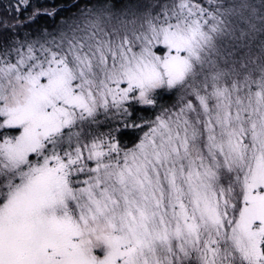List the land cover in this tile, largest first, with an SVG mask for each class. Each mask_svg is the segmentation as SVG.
<instances>
[{"label": "snow or ice", "instance_id": "obj_1", "mask_svg": "<svg viewBox=\"0 0 264 264\" xmlns=\"http://www.w3.org/2000/svg\"><path fill=\"white\" fill-rule=\"evenodd\" d=\"M0 264H264V0H0Z\"/></svg>", "mask_w": 264, "mask_h": 264}, {"label": "trees", "instance_id": "obj_2", "mask_svg": "<svg viewBox=\"0 0 264 264\" xmlns=\"http://www.w3.org/2000/svg\"><path fill=\"white\" fill-rule=\"evenodd\" d=\"M56 2H57V0H47V3H49V4L56 3Z\"/></svg>", "mask_w": 264, "mask_h": 264}]
</instances>
